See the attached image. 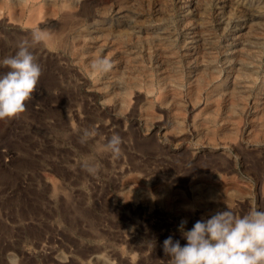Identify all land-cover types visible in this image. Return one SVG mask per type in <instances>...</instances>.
<instances>
[{"label": "rangeland", "instance_id": "1", "mask_svg": "<svg viewBox=\"0 0 264 264\" xmlns=\"http://www.w3.org/2000/svg\"><path fill=\"white\" fill-rule=\"evenodd\" d=\"M223 1H205L202 25L208 37L205 60L219 78L233 30L221 25L231 15L222 9ZM49 2L26 0L20 6L0 0V59L15 55L18 42L30 40L37 26L49 32V42L32 49L42 75L27 110L0 120V264H168L164 240L171 236L182 247L187 244L179 231L182 220L187 231L228 206L239 216L253 204L264 210V149L249 146L264 138V112L234 111L219 89L202 90L209 73L183 56L185 16L179 0ZM127 15L139 20L131 26ZM235 15L250 20L247 11ZM93 23L92 30L108 40L105 50L91 49L86 37L78 39ZM155 26L166 30L165 38L137 42L131 34L132 27L146 32ZM262 27L252 56L254 92L264 77V20ZM162 48L177 59L174 64L160 61ZM101 55L112 60L109 75L90 71ZM7 71L0 67V74ZM113 72H123L127 96L121 103L105 83ZM166 76H176V101ZM92 127L99 134L81 144L82 130ZM113 134L123 141L118 160L96 150ZM219 141L232 145L222 155L216 152ZM85 158L101 165L98 175L81 168Z\"/></svg>", "mask_w": 264, "mask_h": 264}, {"label": "clouds", "instance_id": "2", "mask_svg": "<svg viewBox=\"0 0 264 264\" xmlns=\"http://www.w3.org/2000/svg\"><path fill=\"white\" fill-rule=\"evenodd\" d=\"M48 38V30L37 26L31 31L30 40L18 42L15 55L0 59V67L8 69L0 74V120H11L27 110L26 102L32 99L42 75L32 49ZM89 67L91 73L104 75L114 65L110 58L101 55ZM98 134L95 127L85 128L79 142L87 144ZM122 143L119 134H113L106 142L99 143L96 150L118 160L123 155ZM80 166L92 176L101 171V165L94 158H85ZM186 223L182 220L179 225L187 241L185 246L178 240L173 241L171 236L163 242V251L170 257L168 264H264V210L254 204L242 216L228 206V210L218 211L209 219L198 220L191 230L185 231Z\"/></svg>", "mask_w": 264, "mask_h": 264}, {"label": "bare ground", "instance_id": "3", "mask_svg": "<svg viewBox=\"0 0 264 264\" xmlns=\"http://www.w3.org/2000/svg\"><path fill=\"white\" fill-rule=\"evenodd\" d=\"M18 5L23 6L25 5L26 0H16ZM40 1V0H39ZM46 1H53V0H46ZM73 6L75 4H83L84 0H70ZM132 1V0H131ZM158 1V0H157ZM162 1V0H161ZM180 5L183 8V14L185 17H183L182 20V27L185 29V34L186 37L183 40L186 49L184 52V57L185 59H195L198 63V68L199 65L202 67L201 69H207L209 73L206 77V79L203 82L202 90L206 89L207 91H215L216 89H219V93L225 97L224 99L228 100V102L233 105L235 108L234 111H239L240 113H246L249 111V108L251 107L255 113H263L264 112V77L261 79L258 85V89L256 92L253 91V85L251 84V77H252V68L254 66V61H253V53L255 52L254 50V45L256 44V41L259 39V30L263 28V20H264V0H225L226 2L222 4V9L226 10V13H230V17L226 22L221 20L222 22V27L223 24H227L230 27H232V31L229 35V38L225 42V48L223 49L222 55V62L223 66L222 69L220 70L223 74L219 78L217 74L219 71L215 70V68H212L209 64V58L205 60V55L208 57L206 54L205 50H208L207 47V42H208V37L205 34V31L202 29L203 23V13L205 10V1L206 0H179ZM124 2V1H123ZM160 2V1H159ZM167 2V1H166ZM170 2V1H169ZM213 2V1H212ZM6 3V2H4ZM50 3V2H49ZM125 3V2H124ZM129 3V2H128ZM168 3V2H167ZM217 3V2H216ZM52 4V3H51ZM54 4V3H53ZM52 4V6H53ZM57 4V3H56ZM131 4V3H130ZM159 4V3H157ZM161 4V2H160ZM163 4V3H162ZM161 4V5H162ZM166 4V3H165ZM208 4V3H207ZM213 4V3H212ZM219 4V3H218ZM221 4V2H220ZM6 5V4H5ZM49 5V4H47ZM112 5V4H111ZM135 5V4H134ZM176 5V4H175ZM46 6V5H45ZM51 6V5H49ZM65 6V5H64ZM153 6V4H152ZM216 6V5H215ZM221 6V5H218ZM217 6V7H218ZM29 7V6H28ZM37 6L34 5L33 9H36ZM48 7V6H47ZM46 7V8H47ZM140 7V6H139ZM180 7V8H181ZM51 8V7H50ZM155 8V7H154ZM209 8V7H208ZM220 8V7H219ZM53 9V8H52ZM114 9V8H113ZM156 9V8H155ZM160 9V8H159ZM165 9V8H163ZM170 9V8H169ZM218 9V8H216ZM22 10V9H20ZM32 10V9H30ZM29 10V11H30ZM39 11V9H37ZM208 10V9H207ZM210 10V9H209ZM247 11L248 15L250 17V20L245 21L244 19H239L237 20L235 13L237 11ZM28 11V13H29ZM33 11V10H32ZM50 11V10H49ZM48 11V12H49ZM156 11V10H155ZM177 11H179L177 9ZM217 11V10H216ZM36 12V11H35ZM130 12V10H129ZM153 12V11H152ZM181 12V11H180ZM32 13V12H31ZM34 13V12H33ZM114 13V12H113ZM158 13V12H157ZM218 13V12H216ZM239 13V12H238ZM7 14V13H6ZM30 14V13H29ZM36 14V13H35ZM34 14V15H35ZM38 14V13H37ZM118 16H124L122 12H118ZM165 14V12H164ZM181 14V13H180ZM207 14V12H206ZM132 14H130L131 16ZM159 15V14H158ZM163 15V14H161ZM243 15V14H242ZM247 15V16H248ZM114 16V15H113ZM129 15L126 16V21L129 25L132 26V24H136V22L139 20L137 17H130ZM133 16V15H132ZM149 16V15H148ZM154 16V15H153ZM167 16V15H166ZM169 16V15H168ZM226 16V15H225ZM239 16V15H238ZM241 16V15H240ZM32 17V15H31ZM36 17V16H35ZM55 17V15H54ZM81 17V16H80ZM139 17V16H138ZM150 17V16H149ZM218 17V16H217ZM216 17V18H217ZM40 18V17H39ZM38 18V19H39ZM165 18V17H164ZM168 18V17H167ZM208 18V17H207ZM219 18V17H218ZM28 19V17H27ZM30 19V18H29ZM35 19V18H34ZM37 19V20H38ZM71 19V18H70ZM83 19V18H82ZM170 19V17H169ZM247 19V18H246ZM36 20V19H35ZM77 20V19H74ZM218 20V19H217ZM10 21V19H9ZM15 21H19V19L15 18ZM40 22V19L38 20ZM62 21V20H61ZM65 21V20H64ZM67 21V20H66ZM81 21V20H79ZM143 21V20H142ZM180 21V20H179ZM26 22V21H25ZM31 22V21H30ZM42 22V21H41ZM45 22V21H44ZM63 22V21H62ZM157 22V21H156ZM163 22V21H162ZM206 22V21H205ZM11 23V22H9ZM14 23V22H12ZM38 23V22H37ZM43 23V22H42ZM65 23V22H63ZM48 24V23H47ZM50 24V23H49ZM206 24V23H205ZM14 25V24H13ZM16 25V24H15ZM46 25V24H45ZM61 25V24H60ZM67 25V24H66ZM57 26V25H56ZM65 26V25H64ZM74 26V25H73ZM220 26V25H219ZM49 27V26H47ZM44 26V28H47ZM59 27V26H57ZM95 26V23L91 25V30L88 31V34L86 36H79L78 39H86L89 41V47L93 50L97 49H104L108 45V40L102 36L101 34H98L97 32H94L95 30H92ZM123 28V27H122ZM209 28V27H208ZM227 28V27H226ZM43 29V28H42ZM60 29V27H59ZM131 29V34L133 35V38L137 39V42L141 41L143 39L155 41H159L167 35V32L164 28L155 26L151 28L149 31H144L143 29L140 28H130ZM182 29V28H181ZM62 30V29H61ZM60 30V32H61ZM73 30V29H72ZM108 30V29H107ZM206 30V29H205ZM264 30V29H263ZM16 31V30H15ZM57 31V30H55ZM54 31V32H55ZM64 31V30H62ZM117 31V30H115ZM261 31V30H260ZM103 32V31H102ZM144 32V34H143ZM105 33V32H103ZM58 34V33H57ZM182 34V33H181ZM144 36V37H141ZM261 36V35H260ZM263 36V35H262ZM64 37V36H63ZM143 38V39H142ZM131 39V38H130ZM142 39V40H141ZM262 39V38H261ZM63 41V40H62ZM61 41V42H62ZM114 39L111 40L113 43ZM166 41V40H165ZM49 42V40L47 41ZM258 42V41H257ZM129 43V42H128ZM120 44V43H119ZM122 44V43H121ZM259 44V43H258ZM140 45V44H139ZM201 45L203 47H201ZM183 47V46H182ZM119 48V47H118ZM200 48V50H199ZM259 49V48H258ZM105 50V49H104ZM147 50V49H146ZM150 50V49H149ZM163 50V52H162ZM159 58L162 63L168 64L170 66V62L175 63L177 60H173L172 57L169 55V51L167 48H162ZM202 50V51H201ZM214 50V49H212ZM202 52V53H201ZM201 53V54H200ZM123 54V53H122ZM146 54V53H145ZM144 54V55H145ZM153 54V52H152ZM172 54V53H170ZM131 55V54H130ZM109 56V55H108ZM107 56V57H108ZM133 57V56H132ZM147 57V56H146ZM123 59L125 58L124 55L122 57ZM154 58V57H153ZM147 59V58H146ZM186 59V60H187ZM145 60V59H144ZM158 60V59H155ZM154 60V61H155ZM183 60V59H182ZM112 61V60H111ZM159 61V60H158ZM184 61V60H183ZM193 61V60H190ZM117 62V61H116ZM148 62V61H147ZM185 64V63H184ZM133 65V64H132ZM150 65V64H149ZM167 66V65H166ZM191 66V65H190ZM118 67V66H117ZM168 67V66H167ZM114 68V67H113ZM186 69V68H185ZM123 70V69H122ZM130 70V68H129ZM118 72V71H117ZM202 72V71H200ZM114 73V72H113ZM131 73V72H129ZM262 74V73H261ZM109 75V73H108ZM123 72L121 73H114L112 74L109 78H107L105 81L106 85L112 89L114 92H116V100L117 102L121 103L125 100L126 98V88L124 86L123 82ZM168 75V74H167ZM206 75V74H205ZM255 75V74H254ZM128 77H132L127 75ZM190 76V75H189ZM200 76V75H199ZM203 76V75H202ZM264 76V75H263ZM167 79L165 78L164 84L166 85L168 91L170 92L171 99L174 101L177 100V93H176V76H166ZM260 77V76H259ZM105 78V77H104ZM195 84L198 83L197 79L195 78ZM179 81V80H178ZM185 82V81H184ZM188 82V81H187ZM257 82V81H254ZM103 84V83H102ZM186 85V84H185ZM194 85V84H193ZM158 87V86H157ZM189 87V86H188ZM192 87V86H190ZM195 88V87H193ZM139 89V88H138ZM149 89V88H147ZM166 89V88H165ZM111 90V91H112ZM194 90V89H193ZM155 91V90H154ZM133 93V91H130ZM136 92V91H135ZM149 92V91H148ZM178 92V90H177ZM183 92V91H182ZM131 93V94H132ZM147 93V92H146ZM163 93V92H162ZM150 94V93H149ZM152 94V93H151ZM167 94V93H166ZM148 95V94H147ZM153 95V94H152ZM179 95V94H178ZM193 95V94H192ZM216 95V94H215ZM214 95V96H215ZM137 96V95H136ZM159 96V95H158ZM194 96V95H193ZM219 96V94H218ZM106 97V96H105ZM169 97V96H168ZM220 97V98H221ZM170 98V97H169ZM181 98V97H180ZM138 99V98H137ZM136 99V101H138ZM130 100V99H129ZM166 100V99H165ZM153 101V100H152ZM167 102V101H166ZM134 104V102H132ZM131 103V104H132ZM155 103V102H154ZM126 104V103H125ZM129 104V103H128ZM147 104V102H146ZM156 104V103H155ZM215 104V103H214ZM213 104V105H214ZM144 105V104H142ZM116 106V105H115ZM118 106V103H117ZM176 106V105H175ZM223 106V105H222ZM221 106V107H222ZM119 107V106H118ZM133 107V106H132ZM170 107V106H169ZM227 107V106H226ZM128 108V107H127ZM140 108V107H139ZM210 108V107H209ZM212 108V107H211ZM175 109V107H174ZM229 109V108H228ZM131 110V109H130ZM129 110V111H130ZM138 110V109H137ZM208 110V109H207ZM133 112V111H130ZM138 112V111H137ZM176 112V111H175ZM194 113V112H193ZM210 113V112H209ZM212 113V112H211ZM186 114V113H185ZM191 114V113H190ZM206 114V113H203ZM202 114V115H203ZM142 115V114H141ZM169 115V114H168ZM173 115V114H172ZM209 115V114H208ZM253 115V114H252ZM190 116V115H189ZM202 117V116H201ZM228 117V116H227ZM165 118V117H164ZM213 118V117H212ZM130 120V119H129ZM142 120V119H141ZM176 122H178V117H175ZM136 122V121H135ZM251 122V121H250ZM253 122V121H252ZM154 123V122H153ZM203 124V123H202ZM258 124V123H257ZM255 125V124H254ZM253 125V126H254ZM175 126V125H174ZM241 126V125H239ZM227 127V125H226ZM257 127V126H256ZM202 128V127H201ZM228 128V127H227ZM248 128V127H247ZM206 129V128H205ZM226 129V128H225ZM254 129H258L255 128ZM228 130V129H226ZM251 130V129H250ZM259 130V129H258ZM263 130V129H262ZM204 131V129H203ZM255 131V130H254ZM264 131V130H263ZM167 133V132H166ZM172 133V132H171ZM248 133V132H247ZM169 134V133H168ZM167 134V135H168ZM173 134V133H172ZM204 134V132H203ZM262 134V133H261ZM170 135V134H169ZM211 135V134H209ZM250 136V134H248ZM252 136V134H251ZM170 137V136H169ZM247 137V136H246ZM174 138V137H173ZM150 139V138H149ZM215 139V138H214ZM218 140V139H217ZM207 142V141H206ZM216 142V141H215ZM220 142V141H219ZM191 143V142H190ZM213 143V142H212ZM237 145L239 144L238 142L236 143ZM235 141H234V145ZM249 144V143H248ZM198 145V144H197ZM231 145L230 141H224L216 144V148L220 151L216 152H225L226 148ZM236 145V146H237ZM195 146V145H194ZM232 146V145H231ZM241 148V145H238ZM243 146V145H242ZM250 148L253 147L254 149L256 147H259L260 149H264V138H261L260 140L252 141L249 144ZM215 147V145L213 146ZM230 147V146H229ZM258 148V149H259ZM239 149V147H238ZM257 149V148H256ZM183 150V149H182ZM250 150V149H249ZM255 151V150H253ZM210 152V151H209ZM244 152V151H243ZM260 153V152H259ZM199 154V153H198ZM220 154V153H219ZM223 154V153H222ZM220 154V155H222ZM228 155V154H227ZM225 156V155H224ZM244 156V155H243ZM226 157V156H225ZM247 157V156H246ZM254 157V156H253ZM261 157V155H260ZM228 158V157H227ZM226 158V159H227ZM248 158V157H247ZM229 159V158H228ZM250 159V158H249ZM206 160V159H205ZM246 161V160H245ZM254 161V160H253ZM230 162V161H229ZM231 164V163H230ZM253 164V163H252ZM256 164V163H255ZM261 164V163H260ZM232 165V164H231ZM248 165V164H247ZM257 165V164H256ZM255 166V165H254ZM253 167V166H252ZM256 168V167H255ZM259 168V167H258ZM261 168V167H260ZM257 169V168H256ZM260 170V169H259ZM262 171V170H261ZM264 176V175H263ZM260 177V176H259ZM183 180V179H182ZM233 202V200H232ZM101 261V260H100ZM96 262V260L94 261ZM98 262V261H97ZM100 264V263H99Z\"/></svg>", "mask_w": 264, "mask_h": 264}]
</instances>
